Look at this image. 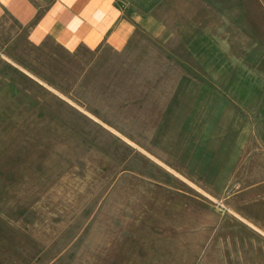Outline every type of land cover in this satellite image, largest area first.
I'll return each mask as SVG.
<instances>
[{
    "label": "rangeland",
    "instance_id": "rangeland-1",
    "mask_svg": "<svg viewBox=\"0 0 264 264\" xmlns=\"http://www.w3.org/2000/svg\"><path fill=\"white\" fill-rule=\"evenodd\" d=\"M129 3L79 84L0 29V264H264V0Z\"/></svg>",
    "mask_w": 264,
    "mask_h": 264
},
{
    "label": "crops",
    "instance_id": "crops-1",
    "mask_svg": "<svg viewBox=\"0 0 264 264\" xmlns=\"http://www.w3.org/2000/svg\"><path fill=\"white\" fill-rule=\"evenodd\" d=\"M10 24L21 34L6 40L28 66L68 71L79 84L99 70L92 60L102 66L108 54L126 52L150 19L129 0H0V29Z\"/></svg>",
    "mask_w": 264,
    "mask_h": 264
}]
</instances>
